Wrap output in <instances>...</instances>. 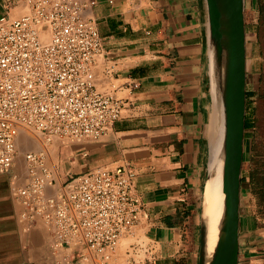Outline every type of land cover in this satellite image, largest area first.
Listing matches in <instances>:
<instances>
[{"label":"crops","instance_id":"0c3cea01","mask_svg":"<svg viewBox=\"0 0 264 264\" xmlns=\"http://www.w3.org/2000/svg\"><path fill=\"white\" fill-rule=\"evenodd\" d=\"M94 1L89 16L104 53L97 88L124 106L105 136L55 148L57 163H48L54 183L97 168L132 170L142 216L125 240L153 250L115 251L107 264H198L216 102L203 0ZM26 11L25 0H0V19ZM246 163L243 150L238 264H264V215L244 175ZM19 211L10 175H0V264H84L76 250L55 255L41 221L23 232Z\"/></svg>","mask_w":264,"mask_h":264},{"label":"built area","instance_id":"2783aa9c","mask_svg":"<svg viewBox=\"0 0 264 264\" xmlns=\"http://www.w3.org/2000/svg\"><path fill=\"white\" fill-rule=\"evenodd\" d=\"M25 1L22 16L0 19V175H10L23 232L41 221L55 255L76 250L81 263L107 264L142 216L134 173L97 168L56 187L47 163L54 141H96L121 117L123 102L96 84L104 53L89 16L95 1ZM21 132L44 145L23 154V182L13 173ZM142 250L153 248L130 243L127 254Z\"/></svg>","mask_w":264,"mask_h":264},{"label":"water","instance_id":"95a60500","mask_svg":"<svg viewBox=\"0 0 264 264\" xmlns=\"http://www.w3.org/2000/svg\"><path fill=\"white\" fill-rule=\"evenodd\" d=\"M203 3L214 99L222 107V202L215 240L209 246L202 194L198 264H238L242 163L246 142L249 5L247 0H203ZM209 175L208 166L206 181Z\"/></svg>","mask_w":264,"mask_h":264},{"label":"rangeland","instance_id":"374dc122","mask_svg":"<svg viewBox=\"0 0 264 264\" xmlns=\"http://www.w3.org/2000/svg\"><path fill=\"white\" fill-rule=\"evenodd\" d=\"M247 1L249 5V10L247 18V97L245 125L246 142L244 148V156L247 154L248 163L244 165L245 176L247 175V172L250 169L249 159L251 151L254 153L255 156L261 158L264 157V23H261L260 25L259 21L257 20V0ZM261 1L264 5V0ZM23 14L24 13H21L17 17H20ZM247 118H249L250 122L248 129ZM66 143L71 142L57 140L54 141L53 144L47 146V163H57L56 158L54 157L55 148H57V146L59 145ZM16 146L17 151L13 172L17 173L19 181L23 182L25 177V165L23 161V154L29 150H40L37 149L34 144H28L27 147H19L18 145ZM60 185L61 184L58 183L56 184V187H59ZM132 241V239L122 240L116 250V253H124L126 250H128V245Z\"/></svg>","mask_w":264,"mask_h":264},{"label":"bare ground","instance_id":"6f19581e","mask_svg":"<svg viewBox=\"0 0 264 264\" xmlns=\"http://www.w3.org/2000/svg\"><path fill=\"white\" fill-rule=\"evenodd\" d=\"M208 77L210 79V76ZM222 133V107L216 101L212 112V151L210 152V158L211 156H213V163L211 168L209 163L210 175L208 180L206 181L205 189L203 192V217L207 222L209 246H211L215 240L216 224L221 211ZM19 136L20 137H18L16 144L19 147H27L28 144H34L37 149H44V145L41 144V141L33 135H30L27 132H21Z\"/></svg>","mask_w":264,"mask_h":264},{"label":"trees","instance_id":"16d2710c","mask_svg":"<svg viewBox=\"0 0 264 264\" xmlns=\"http://www.w3.org/2000/svg\"><path fill=\"white\" fill-rule=\"evenodd\" d=\"M257 20L264 23V5L261 0H257ZM250 122L247 118V129L249 128ZM250 169L247 172V179L250 184V192L255 199L258 212L264 215V157L255 156L251 151L250 154Z\"/></svg>","mask_w":264,"mask_h":264}]
</instances>
